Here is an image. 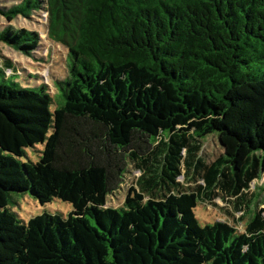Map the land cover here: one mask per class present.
Wrapping results in <instances>:
<instances>
[{
	"label": "trees",
	"instance_id": "1",
	"mask_svg": "<svg viewBox=\"0 0 264 264\" xmlns=\"http://www.w3.org/2000/svg\"><path fill=\"white\" fill-rule=\"evenodd\" d=\"M42 3L67 75L52 110L46 85L0 65V264H264V207L248 193L264 173V0H23L0 14ZM0 41L30 55L39 39L7 28ZM209 137L223 154L206 163ZM128 150L141 175L108 207ZM16 194L73 210L25 222ZM218 197L248 217L243 232L201 224L197 205Z\"/></svg>",
	"mask_w": 264,
	"mask_h": 264
},
{
	"label": "rangeland",
	"instance_id": "2",
	"mask_svg": "<svg viewBox=\"0 0 264 264\" xmlns=\"http://www.w3.org/2000/svg\"><path fill=\"white\" fill-rule=\"evenodd\" d=\"M23 0H0V8L9 9L13 6L19 5ZM44 1V0H43ZM24 29L31 31L37 35L39 39L38 45L34 48L30 55H24L20 51L4 44L0 41V65H3L5 61H10L16 68V75L11 78H16L22 86H39L46 85L48 92L53 96V104L51 109H55L62 103L61 93L54 87L55 81L62 80L67 75V49L48 38V12L46 11V5L41 4L40 8L33 11L28 16L17 15L13 20H8L5 16L0 14V32L7 29ZM6 76L12 75V70L4 68ZM4 76L0 72V83L3 81ZM35 151V152H34ZM42 151V146L38 145L35 149H28V158L36 162ZM129 150L125 155L126 166L128 172L125 174V178L120 187H116L107 197L106 206L119 207L123 204V201L128 193L130 187H136L135 183L141 172L135 168L134 161L127 156ZM223 154V148L218 143L215 137H209L205 140L203 149L200 156L206 163L213 161L215 158ZM199 184H201L198 177H196ZM183 181L187 186L195 185V182L189 180V182ZM264 173L260 180H254L250 184L248 193L255 194L260 193V198L255 205V210H259L264 207ZM13 201L11 210L15 213L16 217L22 221H28L30 218L44 214H58L63 218H66L68 214L73 210L71 204L62 202L60 200H53L52 202L41 205L38 201L32 198L29 194H16L12 195ZM195 213L199 218L201 224L213 223L216 221L227 222L238 228L240 232L244 231L245 224L248 217H244L241 221L242 212L234 210L232 204L221 197L216 198L212 204L199 203L195 209Z\"/></svg>",
	"mask_w": 264,
	"mask_h": 264
}]
</instances>
